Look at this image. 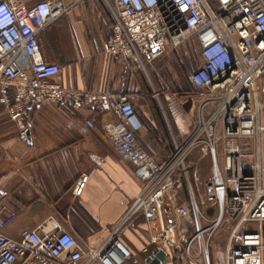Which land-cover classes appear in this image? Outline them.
Returning <instances> with one entry per match:
<instances>
[{
    "label": "built area",
    "instance_id": "built-area-1",
    "mask_svg": "<svg viewBox=\"0 0 264 264\" xmlns=\"http://www.w3.org/2000/svg\"><path fill=\"white\" fill-rule=\"evenodd\" d=\"M83 0H73V5ZM112 35L104 54L135 61L144 71L185 45L196 42L200 64L189 76L194 104L191 128L172 133L171 153L150 154L140 142L144 129L134 101L125 93L76 89L58 81L62 66L43 57L40 36L70 8L62 0H0V106L27 143L35 108L112 113L106 139L118 156L134 166L143 184L123 220L100 246H91L52 223L24 230L18 239L5 233L18 217L0 199V264H125L138 260L120 240L131 220L147 222L154 251L165 250L175 263L211 264L215 231L229 230L224 264H264V0H111ZM162 93L155 92L159 99ZM95 117L86 125L94 129ZM221 145L223 166L217 157ZM198 152V160L191 155ZM211 155V174L198 199L191 173ZM83 174L74 196L85 190ZM144 252H148L145 248ZM173 253V256L170 253Z\"/></svg>",
    "mask_w": 264,
    "mask_h": 264
},
{
    "label": "crops",
    "instance_id": "crops-1",
    "mask_svg": "<svg viewBox=\"0 0 264 264\" xmlns=\"http://www.w3.org/2000/svg\"><path fill=\"white\" fill-rule=\"evenodd\" d=\"M32 1L40 0H26L29 5ZM62 1L69 12L40 36L45 61L62 66L57 79L66 87L137 96L139 101L134 103L144 126L140 140L152 155L164 158L171 153L167 148L172 145V133L180 137L189 132L195 105L182 110L168 100V114L139 105L146 99L142 66L104 54L114 23L110 0H83L75 6L73 0ZM89 117L97 119L94 129L86 125ZM115 122L112 113L35 108L27 123L30 141L24 143L0 106V199L18 214L5 229L8 236L18 239L24 230L42 224L51 228L53 221L91 246L107 240L143 188L134 166L122 160L106 139ZM83 174L88 181L76 197L73 188ZM119 238L137 264H147L156 248L143 218L127 223ZM165 264L176 263L171 259ZM182 264L200 263L187 260Z\"/></svg>",
    "mask_w": 264,
    "mask_h": 264
},
{
    "label": "rangeland",
    "instance_id": "rangeland-1",
    "mask_svg": "<svg viewBox=\"0 0 264 264\" xmlns=\"http://www.w3.org/2000/svg\"><path fill=\"white\" fill-rule=\"evenodd\" d=\"M37 1H32L30 4H34ZM110 4L113 6L112 1L110 0ZM186 53L187 59L192 60V66H190V71L188 73L182 72L179 61L176 59V55H181L182 53ZM199 55V47L196 42H191L185 45L181 50L177 51L174 54H170L161 60H159L153 68L147 70L145 72V83H144V93L146 99H142L139 105L144 108H159L162 112L164 106L169 108L170 104L168 100H170L172 105H175V108H181L185 110L188 106V103L185 104V99L182 98L188 91L187 82L190 83L189 76L199 67V63L196 61ZM259 97L261 101L264 102V77L259 83ZM155 92L162 93L159 99L154 97ZM178 98V100H177ZM192 104V103H191ZM174 107V106H173ZM164 110V109H163ZM194 111L190 112V115H194ZM163 113V112H162ZM140 139V137H139ZM141 142V140H140ZM142 144V142H141ZM143 145V144H142ZM144 147V145H143ZM145 150L149 152V150L144 147ZM150 153V152H149ZM151 154V153H150ZM217 157L219 165L223 166V155H222V147L219 144L217 146ZM193 160H198V152L197 150L193 152L191 155ZM211 166H212V158L211 155L207 156L200 162V166L196 172H192L190 179L195 192V196L198 199L204 193V181L211 174ZM229 230L227 227L223 226L220 229L215 231L214 239L211 244L210 255H211V264H224L225 257V248L227 244ZM198 242L194 245L192 249V253L196 256L199 253L197 252ZM170 255L173 256L171 252ZM203 260V258H202ZM200 264H204V261L201 263V258H196Z\"/></svg>",
    "mask_w": 264,
    "mask_h": 264
},
{
    "label": "trees",
    "instance_id": "trees-1",
    "mask_svg": "<svg viewBox=\"0 0 264 264\" xmlns=\"http://www.w3.org/2000/svg\"><path fill=\"white\" fill-rule=\"evenodd\" d=\"M176 56H177L176 57L177 58L176 60L179 61L180 68L182 69L181 71L184 72L185 74L188 73L190 71V66H192L191 65L192 64V60L187 59V56H186V53L185 52L182 53V56L180 54L179 55H176ZM187 87H188V90H187L188 92H192L193 91V85L191 83L187 82ZM144 94H146V93H144ZM163 109L168 114V109L169 108H166L164 106ZM156 110H158V112L161 113V111L159 110L158 107L156 108ZM163 124H164V122H163ZM168 149H171L172 150L173 149L172 145L169 148H167V150Z\"/></svg>",
    "mask_w": 264,
    "mask_h": 264
},
{
    "label": "water",
    "instance_id": "water-1",
    "mask_svg": "<svg viewBox=\"0 0 264 264\" xmlns=\"http://www.w3.org/2000/svg\"><path fill=\"white\" fill-rule=\"evenodd\" d=\"M28 135L30 136V132H28ZM169 261H171V258L165 250L154 251V253L146 259L147 264H165Z\"/></svg>",
    "mask_w": 264,
    "mask_h": 264
}]
</instances>
